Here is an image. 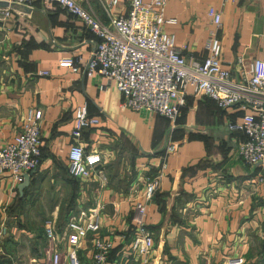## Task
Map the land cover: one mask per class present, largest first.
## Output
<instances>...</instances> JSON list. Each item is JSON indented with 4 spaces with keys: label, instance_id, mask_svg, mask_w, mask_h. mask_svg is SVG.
Instances as JSON below:
<instances>
[{
    "label": "crops",
    "instance_id": "obj_1",
    "mask_svg": "<svg viewBox=\"0 0 264 264\" xmlns=\"http://www.w3.org/2000/svg\"><path fill=\"white\" fill-rule=\"evenodd\" d=\"M76 1L101 23L108 22L95 0ZM208 6L220 11L221 65L238 80L253 59L264 61V0H228L223 6L218 0H165L163 17L175 22L162 29L182 55H207ZM126 10L125 1L118 0L114 15ZM95 42L81 21L57 7L44 9L42 0L14 5L9 19L0 22V146L20 132L28 110L40 111L39 164L22 195L10 178L0 177V264L45 259L49 243L43 225L34 226L42 230L37 234L18 222L38 188L58 189L69 179L65 165L73 113L82 105L98 123L81 131L79 143L100 155L105 187L97 189L95 178L75 180V204L87 208L96 200L100 206L97 235L113 243L103 264H140L127 252L132 200L156 173L157 186L143 216L152 238L146 264H264V162L243 164L235 154L242 136L225 127L242 111L237 106L222 110L188 94L169 129L160 115L122 108L112 83L83 74ZM63 57L78 59V70L57 66ZM39 71L48 75H36ZM51 208L49 219L60 231L68 218L56 221L58 204ZM53 248L61 251V264H68L63 245ZM90 254L89 241L82 240L76 247L78 264H91Z\"/></svg>",
    "mask_w": 264,
    "mask_h": 264
},
{
    "label": "built area",
    "instance_id": "obj_2",
    "mask_svg": "<svg viewBox=\"0 0 264 264\" xmlns=\"http://www.w3.org/2000/svg\"><path fill=\"white\" fill-rule=\"evenodd\" d=\"M8 4L29 5L32 0H0ZM104 16L101 23L76 0H42L43 8H60L77 18L96 37L95 47L83 65L85 76H99L113 84L122 97L120 106L132 111L146 110L166 118L174 127L186 96L206 97L218 108L226 110L237 106L242 111L238 121L228 120L226 130L242 136L235 154L248 166L264 162V61L253 59L239 79L232 80L220 61V42L216 30L220 25V11L206 8L212 26L205 43L207 55L203 58L184 56L174 45L173 37L162 29L174 23L163 17L165 0H124L125 13L114 15L118 0H95ZM223 6L228 0H218ZM11 7H0V22H6ZM76 59V58H75ZM72 57L58 60L57 66L76 72L78 66ZM239 62V60H238ZM48 75L47 71L37 72ZM189 90V91H187ZM39 110H28L21 130L0 146V177L6 175L12 184L22 181L23 175L39 164ZM98 123L88 116L84 105L75 108L70 137L73 142L66 153V173L81 183L95 178L97 189L105 187V177L98 153L85 151L79 139L81 131ZM172 146L168 145L167 150ZM159 174L145 179L142 192L133 201V229L127 252L130 258L146 264L152 247V238L143 223L145 203L156 189ZM260 181V179H259ZM76 210L68 217L62 230L54 220L43 224V234L49 243L41 264H61L62 253L53 245L62 244L68 264H78L76 247L82 240L90 244L91 264H103L113 247L110 239L97 235L100 225V206ZM238 261L229 264H238Z\"/></svg>",
    "mask_w": 264,
    "mask_h": 264
},
{
    "label": "rangeland",
    "instance_id": "obj_3",
    "mask_svg": "<svg viewBox=\"0 0 264 264\" xmlns=\"http://www.w3.org/2000/svg\"><path fill=\"white\" fill-rule=\"evenodd\" d=\"M69 177V176H68ZM65 184H61L58 189H54L53 186L50 184L43 185L42 187L38 188L35 195L33 196V200L28 202V204L23 206V214L22 219L19 220L18 224L19 227L22 226L23 229H29L33 231V233L40 234L42 230L38 227H34L36 225H42L47 221L50 220L49 217L51 205L58 204V210L56 212L55 220L61 221L63 219L68 218L67 214L69 212L76 211V204H75V190L76 182L73 178L65 179L63 181ZM71 216V214L69 215ZM33 228V229H32ZM36 228V230H34Z\"/></svg>",
    "mask_w": 264,
    "mask_h": 264
},
{
    "label": "water",
    "instance_id": "obj_4",
    "mask_svg": "<svg viewBox=\"0 0 264 264\" xmlns=\"http://www.w3.org/2000/svg\"><path fill=\"white\" fill-rule=\"evenodd\" d=\"M6 6H8V7H13L14 4H8V3H6V2H1V1H0V7H6ZM33 171H34V170H31V171H29L28 173H25V174L23 175V179H22V181L16 184V191H17V193H18L19 196L22 195V190L27 186L28 181H29V176H30V174H31Z\"/></svg>",
    "mask_w": 264,
    "mask_h": 264
},
{
    "label": "trees",
    "instance_id": "obj_5",
    "mask_svg": "<svg viewBox=\"0 0 264 264\" xmlns=\"http://www.w3.org/2000/svg\"><path fill=\"white\" fill-rule=\"evenodd\" d=\"M203 98H206V97H203ZM207 99H209V98H207ZM213 104H214V106L216 107V108H218L217 106H216V104L211 100V99H209ZM185 105V104H184ZM184 107V106H183ZM183 107H181L180 108V110H179V114L181 113V110H182V108ZM220 109V108H219ZM179 116V115H178ZM166 119V118H165ZM167 120V119H166ZM168 121V120H167ZM168 123H169V121H168ZM76 179H74V181H75ZM76 182V181H75ZM77 184V183H76ZM77 186V185H76ZM74 190H76V187L74 188ZM74 194H75V192H74Z\"/></svg>",
    "mask_w": 264,
    "mask_h": 264
}]
</instances>
